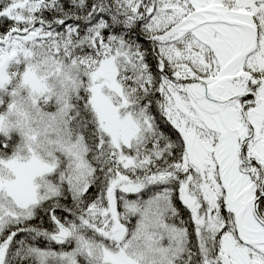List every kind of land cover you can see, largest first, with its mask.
<instances>
[{
	"label": "snow or ice",
	"instance_id": "6c2138e0",
	"mask_svg": "<svg viewBox=\"0 0 264 264\" xmlns=\"http://www.w3.org/2000/svg\"><path fill=\"white\" fill-rule=\"evenodd\" d=\"M0 264H264V0H0Z\"/></svg>",
	"mask_w": 264,
	"mask_h": 264
}]
</instances>
